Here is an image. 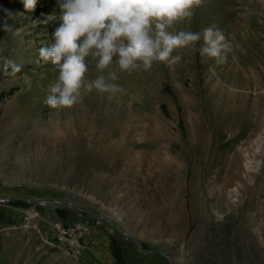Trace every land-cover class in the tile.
Returning a JSON list of instances; mask_svg holds the SVG:
<instances>
[{"label": "rangeland", "instance_id": "374dc122", "mask_svg": "<svg viewBox=\"0 0 264 264\" xmlns=\"http://www.w3.org/2000/svg\"><path fill=\"white\" fill-rule=\"evenodd\" d=\"M0 9L20 29L5 33L0 11V56L21 68L0 70V264H264V0H205L174 24L220 29L225 62L178 49L172 66L114 65L102 74L116 69L125 91L93 90L74 109L31 99L51 84L53 65L37 61L59 0ZM58 221L82 225L74 246Z\"/></svg>", "mask_w": 264, "mask_h": 264}, {"label": "clouds", "instance_id": "9594fccd", "mask_svg": "<svg viewBox=\"0 0 264 264\" xmlns=\"http://www.w3.org/2000/svg\"><path fill=\"white\" fill-rule=\"evenodd\" d=\"M26 11H33L37 0H22ZM205 0H59V14L50 17L58 26L51 33L50 45L39 49V60L51 63L57 72L49 85L45 104L51 109H71L93 90L115 95L123 93L115 83L114 65L123 72L149 71L154 63L172 66L180 62L178 49L198 51L201 57L215 58L223 63L233 51L231 42L214 25L200 32L181 29L176 23L195 15ZM3 30L15 34L20 31L10 24L16 14L8 9ZM202 41V45L197 47ZM89 59L95 60L98 73L89 80ZM21 71L8 57L0 56V70L4 74ZM31 87V80L24 81Z\"/></svg>", "mask_w": 264, "mask_h": 264}, {"label": "bare ground", "instance_id": "6f19581e", "mask_svg": "<svg viewBox=\"0 0 264 264\" xmlns=\"http://www.w3.org/2000/svg\"><path fill=\"white\" fill-rule=\"evenodd\" d=\"M90 61H93V60H91V59H89V62ZM88 62V67L90 66V63ZM94 62H95V60H94ZM95 64H96V62H95ZM94 65V64H93ZM94 69V68H93ZM115 71H116V69H115ZM52 72H53V74L50 76V78H48V82L47 83H52L54 80H55V78H56V76H57V72H56V70L55 69H53L52 70ZM88 74V73H87ZM36 81H38V80H36ZM31 82H35V81H33V80H31ZM43 82V80L41 81H38V82H35L36 83V85H38V88H33V90H32V95H33V97L31 98L33 101L35 100V98L37 97H39V100H42L43 98H41V95H43V93L44 94H47L48 93V91L47 90H42V88H41V85H40V83H42ZM45 83V82H44ZM49 88V87H48ZM44 89V88H43ZM31 95V96H32ZM115 98V97H114ZM83 99H84V97H83ZM117 99V98H116ZM45 101V100H44ZM78 104H80V103H78ZM126 104H127V107H131V104H132V102L131 101H128V102H126ZM79 108V107H78ZM74 109V108H73ZM77 110V109H76ZM79 111V110H78ZM122 111H124V110H122ZM86 114V113H85ZM111 115V114H110ZM113 115H114V113H113ZM119 116V115H118ZM121 116V115H120ZM119 116V117H120ZM114 117V116H113ZM120 119H121V117H120ZM38 121L39 120H37V119H35V117H34V119H33V123H35V122H37L38 123ZM108 121H109V118H108ZM111 121V120H110ZM122 121V120H121ZM109 123V122H108ZM71 125V124H70ZM116 125V124H115ZM114 125V126H115ZM119 125V124H118ZM61 127V126H60ZM69 127V126H68ZM120 128V127H119ZM122 130H124V131H126L128 134H130L131 132V130L133 129V126H132V123H131V120L129 119L128 121H127V123H125L124 124V126H122ZM73 130V129H72ZM97 130V129H96ZM67 132V131H66ZM117 136V135H116ZM112 139V138H111ZM74 140V139H73ZM114 142V141H113ZM129 142L130 143H128V142H126L127 143V145H128V147H130L131 145L130 144H132V142L133 141H131V137L129 138ZM38 147V146H37ZM116 147V146H115ZM115 150V149H114ZM99 154V153H98ZM113 154H114V151H113ZM117 154V153H116ZM94 155V154H93ZM114 156V155H113ZM103 163V162H102Z\"/></svg>", "mask_w": 264, "mask_h": 264}, {"label": "built area", "instance_id": "2783aa9c", "mask_svg": "<svg viewBox=\"0 0 264 264\" xmlns=\"http://www.w3.org/2000/svg\"><path fill=\"white\" fill-rule=\"evenodd\" d=\"M87 220L90 221L89 219ZM55 226L57 229L58 241L61 244H66L72 247L75 242H78L79 233L76 232L75 228L80 230L82 227L80 223H65L63 221H58Z\"/></svg>", "mask_w": 264, "mask_h": 264}]
</instances>
